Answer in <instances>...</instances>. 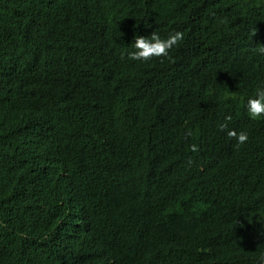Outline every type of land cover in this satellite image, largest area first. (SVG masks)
Instances as JSON below:
<instances>
[{
  "label": "trees",
  "instance_id": "trees-1",
  "mask_svg": "<svg viewBox=\"0 0 264 264\" xmlns=\"http://www.w3.org/2000/svg\"><path fill=\"white\" fill-rule=\"evenodd\" d=\"M172 30L184 39L167 57L127 58L136 35ZM260 44L264 0H0V145L12 152H0V264H41L43 240L26 237L51 231L64 203L82 222L67 236L94 223L92 188L110 203L107 237L143 213L178 227L179 243L203 237L190 264H259L264 160L249 146L264 119L244 101L264 85ZM229 115L245 144L219 129ZM225 157L241 161L240 195L213 193L198 172Z\"/></svg>",
  "mask_w": 264,
  "mask_h": 264
},
{
  "label": "clouds",
  "instance_id": "clouds-1",
  "mask_svg": "<svg viewBox=\"0 0 264 264\" xmlns=\"http://www.w3.org/2000/svg\"><path fill=\"white\" fill-rule=\"evenodd\" d=\"M254 33H251V38ZM183 39V32L176 30L170 31L163 38L156 31H153L149 36L136 35L132 42L134 50L127 52V58L132 61H149L153 57H167L169 51ZM256 51L259 55L264 56V44H260ZM244 107L247 117L250 119H264V85L258 86L254 93L245 99ZM231 119L230 115L226 116L224 122L219 124V129L225 131L229 138H234L237 146L245 144L248 140V133L230 129L228 122ZM257 135L251 141L249 149L255 156L264 160V130L262 135ZM189 149L193 152L198 151L195 144L190 145ZM0 152L4 154V157L11 152L9 140L1 143ZM225 158H227V162L220 165L216 160L203 159L197 167L198 172L199 174L203 172L209 174V186L213 193L221 197L240 195L245 187L241 176V161L234 157ZM162 183L164 182L159 181V184ZM90 196L94 205L93 215L96 218L94 223H86L81 230L67 236L66 231L72 227L73 222L78 223L79 217L71 215L69 208L67 209L64 203L63 212L51 231L42 229L39 234L35 231L29 234L31 236L27 235L26 238H41L43 240L45 250L41 264H152L150 261L151 252H155L162 264H190L189 249L200 247L195 242L198 238L203 237L190 236L184 231L185 239L179 243L177 239L182 231L178 227L174 226L170 230H163L160 227L159 230H156L155 227L159 222L154 224L143 213L135 222V230L114 223L113 233L107 237L101 229L102 218L100 215L103 211H107V208L110 209V203L97 188L91 189ZM78 224L81 225L82 222L79 221ZM259 234L262 241L264 223ZM60 235L61 237H59ZM218 239L232 247L241 246L240 238L236 239L226 235V232L221 228L220 231L218 230ZM192 241L190 246H184ZM208 241L212 244L209 239ZM262 243L263 252L264 241ZM111 244H114L116 248L110 252L107 250V246ZM178 245L184 247L181 246L174 250L173 247ZM143 254L145 255L142 257ZM258 259L259 264H264V255Z\"/></svg>",
  "mask_w": 264,
  "mask_h": 264
},
{
  "label": "bare ground",
  "instance_id": "bare-ground-1",
  "mask_svg": "<svg viewBox=\"0 0 264 264\" xmlns=\"http://www.w3.org/2000/svg\"><path fill=\"white\" fill-rule=\"evenodd\" d=\"M73 210H76V209H73ZM73 210H72V211H73ZM72 211H71V212H72ZM134 230H135V229H134ZM115 236H117V234H115ZM181 246H182V245H178V246H176V247L178 248V247H181ZM182 247H183V246H182ZM167 254H169V253L167 252Z\"/></svg>",
  "mask_w": 264,
  "mask_h": 264
}]
</instances>
